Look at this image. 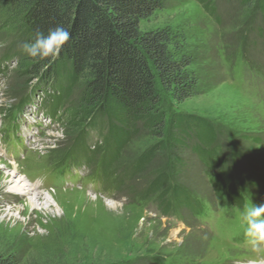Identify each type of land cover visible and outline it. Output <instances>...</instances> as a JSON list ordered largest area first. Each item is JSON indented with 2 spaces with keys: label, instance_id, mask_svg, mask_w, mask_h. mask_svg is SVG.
I'll list each match as a JSON object with an SVG mask.
<instances>
[{
  "label": "rangeland",
  "instance_id": "1",
  "mask_svg": "<svg viewBox=\"0 0 264 264\" xmlns=\"http://www.w3.org/2000/svg\"><path fill=\"white\" fill-rule=\"evenodd\" d=\"M208 2L207 10L201 0H164L162 8L139 22L141 32L168 28L183 36V51L191 59L189 72L196 78V85L193 94L181 101L174 100L166 91V96L162 94L163 148L158 149L150 131L141 123L137 125L138 133L128 138L118 167L136 163L139 170L120 194L122 199L104 202L82 191L90 199L97 198V203L72 204L82 199L81 195L70 193L76 189L64 190L56 186L58 194L55 198L59 200V207L52 201H44L49 193L45 192L41 194L42 200L30 208L27 199L36 191H24V195L22 191H7L8 178L12 181L20 177L21 165L26 168L40 166L37 164L43 160L48 148L55 149L51 153H61L63 145H70L82 130H85V147L88 148L90 138L95 135L92 129L97 124L85 128V125L76 126V120L70 121V116L78 110L83 90L80 84L64 101L68 109L61 111L64 117L61 125H53L39 133L38 145L32 150L37 151L36 155L28 153L22 163L12 159L6 163L2 161L0 151L1 257L14 256L17 264H235L264 258L263 251L253 249L256 245L245 235L243 214L241 218L239 212L230 214L228 211L226 215L224 210L213 211V192L217 203L227 202V199L217 192L216 182L212 192L203 175V161L191 151L193 139L196 145L192 149L199 144L197 128L188 126L186 136L175 133L176 145H170L169 124L173 115L204 120L214 131V148L219 149L218 158L224 159L223 167H229L225 152L229 151L231 159L236 151L240 167L252 176V192L264 205V87L250 88L252 69L244 67L248 59V63L264 74V11L255 3L249 6L240 0ZM212 4L218 21L209 13L213 10ZM8 21L13 19L0 9V98L6 101L0 110L17 104V99L29 93L30 86L37 80L28 81L27 76L20 74L19 68L25 64L22 46L26 41L19 25ZM39 83L43 89H50L47 96L59 93L54 80ZM15 94L17 98H14ZM43 139H50L57 146L47 147ZM96 140L95 135L93 142ZM11 144L18 149L15 143ZM147 153L151 154L148 162ZM235 156L232 160H236ZM176 158L181 166L177 175L172 169ZM13 166L17 168L14 173ZM156 172L168 177L167 187L179 185L187 195H184L185 201L179 203L170 190L159 205L161 215H170L174 219L160 221L142 206L126 202L127 197L147 186ZM203 197L211 202L205 212L212 219L206 224L188 212L200 216L199 200ZM178 217L183 223L176 221ZM246 238L249 246L244 242ZM259 247L264 248V242Z\"/></svg>",
  "mask_w": 264,
  "mask_h": 264
},
{
  "label": "trees",
  "instance_id": "2",
  "mask_svg": "<svg viewBox=\"0 0 264 264\" xmlns=\"http://www.w3.org/2000/svg\"><path fill=\"white\" fill-rule=\"evenodd\" d=\"M201 1L207 9L208 0ZM240 1L249 6L255 3L264 11V0ZM163 2L0 0V9L13 19L8 22L19 25L26 42L34 39L37 29L47 34L49 29L61 25L70 31L71 39L57 57L40 59L26 55L25 64L19 68L28 81L54 80L59 87L55 95L57 104L70 98L78 84L83 87L78 110L70 116V121L76 120V126L87 127L106 118L109 137L118 149L124 148L128 138L138 133L137 125L141 123L161 149L165 131L162 94L166 91L171 98L181 101L193 94L196 85L180 33L168 28L139 31V22L162 8ZM193 125L198 130L199 144L191 151L212 171V185L216 182L217 192L227 202H236L239 199L233 190L227 189L229 178L214 173L222 166V160L217 155L219 150L214 148V131L208 123L192 116L173 115L169 124L170 145H176L175 133L186 136L188 126ZM147 154L148 162L151 154ZM179 162L176 158L172 164L175 175L181 168ZM152 176L150 191L166 187L169 179L163 173ZM168 189L179 203L185 201V192L179 185L173 184ZM0 264H17V261L14 256H0Z\"/></svg>",
  "mask_w": 264,
  "mask_h": 264
},
{
  "label": "clouds",
  "instance_id": "3",
  "mask_svg": "<svg viewBox=\"0 0 264 264\" xmlns=\"http://www.w3.org/2000/svg\"><path fill=\"white\" fill-rule=\"evenodd\" d=\"M70 39V31L64 26L58 25L49 29L47 34L37 29L34 33V39L25 42L22 47L24 53L29 57L55 58ZM243 220L246 223L245 235L256 245V250L259 251V244L264 242V205L251 204L243 213Z\"/></svg>",
  "mask_w": 264,
  "mask_h": 264
},
{
  "label": "bare ground",
  "instance_id": "4",
  "mask_svg": "<svg viewBox=\"0 0 264 264\" xmlns=\"http://www.w3.org/2000/svg\"><path fill=\"white\" fill-rule=\"evenodd\" d=\"M12 173H14L16 171V167H12ZM8 184H7V191L9 193H20L21 191L24 192L26 190V182L24 179L18 177V178H14L12 179L11 181V177L8 178ZM32 192V191H31ZM64 193V192H63ZM65 193H68V192H65ZM70 193H75L77 195H81V198L82 199H75L77 200L78 202L76 203H72V204H78L79 202L84 204L85 202H88L89 204H92L94 205L95 203H97L98 199L97 198H94V199H90L89 197H87L85 195L84 192L80 191L79 189L77 190H73V191H70ZM58 193L55 192V191H52V193H47L46 194V197L44 199L45 202L47 203H50V201H52V204L55 205V207H59V200L55 198V196L57 195ZM88 194V193H87ZM41 193H36V194H29V198L27 199V205L30 207V208H34L35 205L41 201ZM69 200V199H68ZM81 200V201H79ZM70 202V201H69ZM62 203V202H61ZM69 204V203H68ZM71 204V203H70ZM63 205V204H62Z\"/></svg>",
  "mask_w": 264,
  "mask_h": 264
}]
</instances>
